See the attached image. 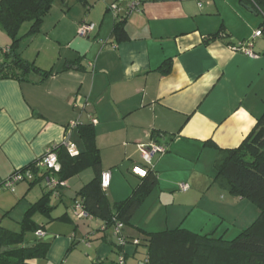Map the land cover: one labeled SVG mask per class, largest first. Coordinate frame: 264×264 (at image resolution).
<instances>
[{"label": "crops", "instance_id": "1", "mask_svg": "<svg viewBox=\"0 0 264 264\" xmlns=\"http://www.w3.org/2000/svg\"><path fill=\"white\" fill-rule=\"evenodd\" d=\"M114 2L117 18L108 6ZM125 8L120 0H54L36 32L25 36L31 23L21 25L16 52L39 72L0 79V183L67 137L82 150L78 128L90 124L101 171L110 172L104 193L111 203L140 184L131 173L133 165L147 166L140 145L166 148L151 157L147 167L157 182L123 226L124 236L141 240L142 231L179 226L220 235L224 223H238L245 199L213 182V161L218 149L237 147L264 112L263 15L248 0H149L121 17ZM84 21L94 25L85 36L78 32ZM259 28L254 57L233 50ZM10 44L0 25V48ZM5 60L0 53V68ZM93 176L86 169L67 179L58 196L50 193L49 215L32 214L44 236L31 231L27 241L25 233L23 246L43 239L49 247L28 264H72L68 256L83 236L95 249L91 264H108L113 225L72 214L76 191ZM46 191L29 182L0 190V226L18 233Z\"/></svg>", "mask_w": 264, "mask_h": 264}, {"label": "trees", "instance_id": "2", "mask_svg": "<svg viewBox=\"0 0 264 264\" xmlns=\"http://www.w3.org/2000/svg\"><path fill=\"white\" fill-rule=\"evenodd\" d=\"M53 1L0 0V25L11 37L9 48H0V51L7 49L2 52L6 60L0 68V79H26L30 72H39L33 62L22 59L16 52L21 38L18 31L24 22H30L25 36L36 32ZM248 1L263 15L260 25H264V0ZM119 26L120 23L116 29ZM41 75L44 77L46 72ZM92 129L90 124L79 126L78 136L83 149L76 154H69L61 143L54 147L60 166L57 178L66 181L86 169H92L93 178L76 191L75 199L81 201L88 216L102 220L105 226H111L115 221L128 225L136 209L154 188L156 174L148 168L146 176L140 178V184L131 189L126 199L111 203L100 186L102 171ZM213 162V182L229 194L250 201L258 210L256 219L232 239H226L223 234L214 235V232L199 234L180 226L156 232L142 231L144 236L139 239V244L146 249L147 264H264V112L237 147L218 149V156ZM33 165L34 161L18 170L34 169ZM42 177L43 172L37 174L34 181H29L30 185L39 182ZM49 195L50 192L46 191L25 212L18 233L0 226V249L7 247L0 252V264H28L26 260L46 256L48 240L38 239L30 247H24L23 236L26 231H37L39 228L31 219L34 212L49 215Z\"/></svg>", "mask_w": 264, "mask_h": 264}, {"label": "built area", "instance_id": "3", "mask_svg": "<svg viewBox=\"0 0 264 264\" xmlns=\"http://www.w3.org/2000/svg\"><path fill=\"white\" fill-rule=\"evenodd\" d=\"M120 1H126V8H125L124 13L121 16L123 17L133 12L139 11L142 5L149 0H120ZM108 6H109V10L117 18L119 16V11H120L119 4L114 2ZM93 27L94 25L92 23H88L84 21L80 23L78 32L80 35L85 36L88 32L93 30ZM261 34H262V30L260 28L257 29L253 33L251 39H248L244 41L243 43L239 44V46L235 47L233 50H237L247 56L254 57L255 53L252 50L253 39L258 36H261ZM6 50L7 49H2L0 53ZM61 144L63 145V147L67 150L69 154L73 155L77 153V150L74 144L69 141L68 137L65 138L63 142H61ZM54 147L55 146L46 150L41 155V157H39L38 159L34 161V165H33L34 169L26 168L23 171H19L18 169L12 171V173L3 182H1L0 190L7 189L9 191H13L17 183L34 181L37 174H40L43 172L42 181L44 182L45 187L47 188V190L51 191L50 193H53L54 195L58 196L59 189L65 186V181H61L57 178V172L59 171L60 166H59L58 157L56 156L57 154L54 151ZM165 150L166 148L163 145H159L154 142L140 145L141 158L143 162L145 163V165L147 166L150 165L149 163H150L151 157L155 153L160 152V154H163ZM147 166L133 165L131 168V173L135 175V177L142 178L143 176H146L147 174V169L149 168ZM99 179H100V186L102 188V191L106 190L110 182V172L108 171L102 172ZM187 186H188L187 184L182 183V184H179L178 188L181 191H186L188 189ZM80 203L81 201L77 199V200H74L72 204V214H73V217H75L76 219H83V218L88 217V215L83 210L82 204ZM89 217L91 218L92 216H89ZM112 225L114 228V236H115L114 239L116 240V245L118 247H123L126 243H134L135 245H139L140 243L139 239L128 238L123 235L122 233V228L124 226L123 223L115 221ZM103 227H105V225ZM36 234L39 237L44 236V233L41 230H37ZM146 262H147V257L145 258L144 263L147 264ZM124 263H125L124 256L119 255V258L115 264H124Z\"/></svg>", "mask_w": 264, "mask_h": 264}, {"label": "rangeland", "instance_id": "4", "mask_svg": "<svg viewBox=\"0 0 264 264\" xmlns=\"http://www.w3.org/2000/svg\"><path fill=\"white\" fill-rule=\"evenodd\" d=\"M26 25V24H25ZM25 27V26H24ZM44 182L42 180H40L39 182L37 181L36 184H34V186H36L37 189H39L41 186H43ZM5 191V190H4ZM4 193V192H2ZM228 196V194H227ZM232 198L234 199L235 197L232 196ZM55 198H53V196H51L50 201L51 203L54 201ZM66 203H68V200H66ZM61 207L63 209L64 205H61ZM240 209V217L238 218V223L236 224H225L224 226L217 231L219 234H223L224 237L226 239H232L234 238L237 233H239L240 231L244 230L245 228H247L249 226V224L251 223V221H253L255 219V217H257L258 215V210L257 208L248 200H244V204H241V206L239 207ZM14 231H17L18 228L15 227L13 229ZM21 229L19 228L18 231H20ZM223 231V232H221ZM26 238L27 241L30 240L33 235L31 231H26ZM89 236H87L86 238L83 237H77V243H75V247L73 249H71L70 252H72L73 250L75 252L71 253L68 257V260L72 263V264H91L92 262L88 259L89 255L95 257V253H93L95 251V249L93 248V246L90 247H86ZM87 240V241H86ZM115 240V239H114ZM126 249V251H125ZM107 252L108 255L106 253V260L105 263L108 264H115L119 258V255H123L124 256V264H145V247L142 246L141 244L139 245H135L134 243H126L123 247H118L116 245V240L114 242L113 247L111 245H107ZM127 252V253H126ZM113 261V262H112Z\"/></svg>", "mask_w": 264, "mask_h": 264}, {"label": "water", "instance_id": "5", "mask_svg": "<svg viewBox=\"0 0 264 264\" xmlns=\"http://www.w3.org/2000/svg\"><path fill=\"white\" fill-rule=\"evenodd\" d=\"M3 250V249H2ZM2 250L0 252H2Z\"/></svg>", "mask_w": 264, "mask_h": 264}]
</instances>
